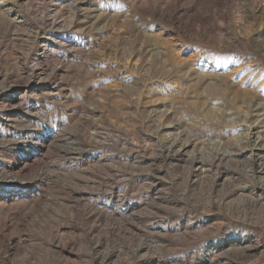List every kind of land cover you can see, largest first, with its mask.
I'll use <instances>...</instances> for the list:
<instances>
[{"label":"rangeland","instance_id":"374dc122","mask_svg":"<svg viewBox=\"0 0 264 264\" xmlns=\"http://www.w3.org/2000/svg\"><path fill=\"white\" fill-rule=\"evenodd\" d=\"M1 1L0 264H264V0Z\"/></svg>","mask_w":264,"mask_h":264},{"label":"bare ground","instance_id":"6f19581e","mask_svg":"<svg viewBox=\"0 0 264 264\" xmlns=\"http://www.w3.org/2000/svg\"><path fill=\"white\" fill-rule=\"evenodd\" d=\"M8 1H12L14 3L13 0H8ZM48 2H49V4H46V5H47V7H49V10L47 11L46 18H43V19L41 18L40 19L41 25H46L50 29L62 28L61 21H58L56 19V17L54 16L53 11L57 8V6L59 7V9L64 7V1H62V0H50ZM3 4H4V1L0 0V6H2ZM19 4L26 11H29V10L36 11V10H39L40 8H43V5L45 4V2L40 0V2L35 3L34 0H20ZM54 4H57V6L54 5ZM72 5H73V3L69 5V8H71ZM21 18L14 17L13 19H11L9 21V23L17 24V25H27V26H29V23L28 22L26 23V21H24ZM67 43H69V42H67ZM69 45H71V42L69 43Z\"/></svg>","mask_w":264,"mask_h":264}]
</instances>
